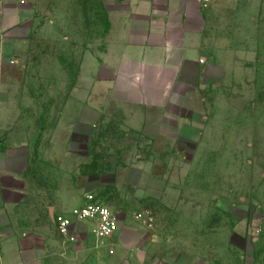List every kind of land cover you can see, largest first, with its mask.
Instances as JSON below:
<instances>
[{
    "label": "rangeland",
    "instance_id": "rangeland-1",
    "mask_svg": "<svg viewBox=\"0 0 264 264\" xmlns=\"http://www.w3.org/2000/svg\"><path fill=\"white\" fill-rule=\"evenodd\" d=\"M210 1L204 45L211 61L225 65L222 79L165 110L119 105L98 84L90 101L102 114L88 141L83 126L73 138L74 104L73 115L64 114L71 88L80 75L90 84L150 0H30L28 69L14 73L20 97L34 104L29 141L36 147L31 192L14 213L21 229L56 235L55 195H84L87 173L109 171L115 183L93 192L137 225L145 226L137 215L152 217L146 227L181 260L264 264V0ZM69 147L89 155L65 183L59 165Z\"/></svg>",
    "mask_w": 264,
    "mask_h": 264
},
{
    "label": "crops",
    "instance_id": "crops-1",
    "mask_svg": "<svg viewBox=\"0 0 264 264\" xmlns=\"http://www.w3.org/2000/svg\"><path fill=\"white\" fill-rule=\"evenodd\" d=\"M210 2L150 0L148 12L131 19L126 43L115 50V56H105L90 84L85 85L82 75L77 77L64 104L65 117L73 115L69 108L75 106L70 120L74 121L70 125L73 138L81 134L82 126L90 129L88 141L93 137L102 114L90 101L98 84L106 85L109 98L119 105L165 110L222 79L225 65L211 61L204 45L203 10ZM29 9L30 0H0V264H191V255L181 260L179 253L169 251L165 241H159L154 232L135 224L128 215L117 213V232L101 241L90 233V224H80L74 244L65 243L58 232L25 230L16 223L14 213L31 192L29 179L36 151L29 141L34 129L29 125L34 121L29 107L34 104L20 97L23 83L14 76L20 67L28 69L22 63L35 37V19ZM53 89L50 83L49 91ZM48 102L44 103V114L50 120ZM64 154L59 169L68 183L89 152L69 147ZM83 180L81 189L97 191L115 183L116 174L92 171ZM83 196L59 191L56 203L49 207L53 222L55 213L80 204Z\"/></svg>",
    "mask_w": 264,
    "mask_h": 264
},
{
    "label": "built area",
    "instance_id": "built-area-1",
    "mask_svg": "<svg viewBox=\"0 0 264 264\" xmlns=\"http://www.w3.org/2000/svg\"><path fill=\"white\" fill-rule=\"evenodd\" d=\"M141 213L136 216L145 226H152V217ZM57 232L67 244L78 242L79 225L90 224V233L101 241L112 237L119 228L118 214L96 193L88 191L80 204L65 208L53 216Z\"/></svg>",
    "mask_w": 264,
    "mask_h": 264
},
{
    "label": "trees",
    "instance_id": "trees-1",
    "mask_svg": "<svg viewBox=\"0 0 264 264\" xmlns=\"http://www.w3.org/2000/svg\"><path fill=\"white\" fill-rule=\"evenodd\" d=\"M95 171V170H94ZM100 171V170H99Z\"/></svg>",
    "mask_w": 264,
    "mask_h": 264
}]
</instances>
